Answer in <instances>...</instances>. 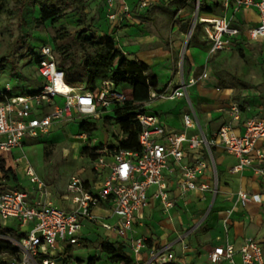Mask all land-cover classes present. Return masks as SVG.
<instances>
[{"label": "built area", "instance_id": "1", "mask_svg": "<svg viewBox=\"0 0 264 264\" xmlns=\"http://www.w3.org/2000/svg\"><path fill=\"white\" fill-rule=\"evenodd\" d=\"M129 0H105V16L108 30L102 34L113 36L125 23H133V13ZM158 0H139L138 8H148ZM176 0H164L166 5ZM221 6L234 13L255 9L259 22L250 28H241L226 17L200 16L201 1L194 0L195 18L189 30V37L196 25H200L204 39L210 45L209 54L215 55L236 47L239 37L253 43L264 38V0H218ZM181 10L175 18L180 16ZM188 38V37H187ZM37 74L43 79L39 91L23 96H13L7 84L0 88V166L7 159L17 166L26 160V156L13 159L12 150L22 148L25 139H37L41 134L49 133L55 123H69L81 119H97L104 111L129 99L117 87L112 79L101 81L93 91H85L71 86L65 81V72L55 57L54 47L44 45L38 51ZM193 84L181 82L178 86L166 85L163 89H150V102L187 99V88ZM152 109L141 108L136 121L140 126L138 147L134 150L106 147L92 164V174L97 180L87 186L80 174L70 177L64 200L71 208H59L47 199L30 201V192L24 189H12L0 184V220L3 226L10 219L17 221L20 228L30 225V232L22 234L19 241L10 239L18 249L19 260L10 264H60L67 256L70 246H79L82 231L88 223L98 224L112 237L116 235L119 244L124 247L126 256L134 257L133 264L176 263L175 255L169 244L152 247L146 236L128 237L132 232L134 215L147 206V190L157 186V197L166 209L173 207L167 200L166 184L163 172L171 171L170 161L180 166V189L183 194L200 189L218 192V174L213 157V147L219 146L224 152L234 156L237 164L231 172L234 174L252 169L255 174L264 177V118L254 117L244 124V132L237 133L230 126H223L209 138L201 129L193 112L183 116L186 130L196 133L188 136L186 132L174 133L166 130ZM234 121L240 120V113L232 109ZM80 135L79 138L83 137ZM262 146L259 147L258 145ZM203 149L208 161L195 158L192 164H183L191 151ZM110 154V156L108 155ZM25 174L30 182L43 195L47 192L45 183L28 165ZM208 171L213 173L215 187L207 184L197 185L198 179ZM107 174L103 180L99 177ZM239 202L246 206L249 202L264 205V195H248L240 190ZM107 204L115 224L101 222L93 214V209ZM189 233V232H188ZM182 240V238H179ZM236 249L233 245L218 246L209 255L212 264L227 261L234 264ZM242 264H264V248L253 240H247L239 250ZM130 254V255H129ZM147 255V258L144 255ZM1 256L10 257L8 253ZM48 256L50 258H48Z\"/></svg>", "mask_w": 264, "mask_h": 264}, {"label": "rangeland", "instance_id": "2", "mask_svg": "<svg viewBox=\"0 0 264 264\" xmlns=\"http://www.w3.org/2000/svg\"><path fill=\"white\" fill-rule=\"evenodd\" d=\"M193 1L180 0L168 8H155L143 27L130 29L125 33L118 31L114 37L111 36L116 47L125 57L132 59L135 56L144 61L150 60L151 70L156 71L160 79L159 87L170 82L179 85L181 82L188 84L193 81L187 88L185 108L182 103L173 106H176V111L185 109V114L193 112L198 123L204 127L209 125L216 130L220 126L231 125L234 106L240 113L239 124L254 117L264 118V43L248 44L240 50L233 49L210 55L200 34L196 38H192V35L189 37L196 14ZM84 2L85 21L76 11L70 9L58 22L49 21L40 25L39 9L30 2H25L18 8L15 0H0V88L9 84L13 96L39 91L43 79L37 74L38 51L44 45L50 44L55 48L57 62L65 72L72 64L78 67L69 74L76 82L74 87L90 91L88 75L80 65L84 58H94L97 50L88 46L84 39L91 34L100 33L101 27L107 26V20L100 11V0ZM205 7L214 10L210 1L206 2ZM179 10L180 16H183L189 26L186 24L180 27L178 32L175 25H180L181 20H177L175 16ZM202 12L206 13L205 10ZM58 47L61 48L60 51L57 50ZM151 52L155 55L152 58L149 57ZM120 90L129 100L134 99L133 90L128 86H121ZM136 93L140 94V91ZM149 97L147 91L145 98L135 104H141L145 110L165 104H151L146 108ZM84 122L91 124V133H84L79 138L82 135L80 124ZM122 128L123 125L115 118L113 109L104 111L97 119L55 123L49 133L41 134L37 139H25L22 148L12 150L14 158L26 156V160L18 165L19 172L13 175L17 181L12 182L28 192L36 190L24 173L28 161V165L46 185L47 192L43 194V198L56 200V206L63 208L59 204L64 202L63 197L72 175L80 174L85 184L90 186L95 181L91 171L92 164L100 156L108 157L102 153L104 148L114 152L123 142H131L133 137ZM106 175L99 179L103 180ZM10 180L9 177V183ZM210 212L211 208L203 211L201 222ZM1 223L0 220V225L3 226ZM6 225L19 234L32 229L30 225L20 228L14 219L8 220ZM83 233L85 240L79 246H70L66 258L60 264H86L91 257L100 258L97 264H113L100 250L104 230H84ZM144 234L149 236L146 232ZM4 239L11 241L9 237ZM13 261V257L0 256V264H10Z\"/></svg>", "mask_w": 264, "mask_h": 264}, {"label": "crops", "instance_id": "3", "mask_svg": "<svg viewBox=\"0 0 264 264\" xmlns=\"http://www.w3.org/2000/svg\"><path fill=\"white\" fill-rule=\"evenodd\" d=\"M138 1L139 0L128 1L132 9L134 22L123 24L119 29L120 33L143 27L145 20L148 19L150 13L155 8H168L180 0H176L170 5H166L163 2L164 0H158L148 8H138ZM189 1L190 0H188V2ZM208 1L214 5L213 12L209 14L210 17H226L227 19H233V23L241 28L254 27L259 22L258 13L255 9L234 13L232 8L225 10L218 0H207V2ZM100 3V11L102 14H105V0H100ZM177 20H181V23L180 25H175L176 31L179 32L180 27L186 26V24L189 26V23L183 20V16H178ZM107 30L108 27L103 26L100 29V33H95H97V35H102L103 32ZM181 34L183 35V33ZM199 34L202 36V40L209 52L210 45L208 41L204 39V34L201 29L198 35ZM236 42L237 45L234 49L240 50L248 44L264 43V38L260 41L251 43L245 38L239 37ZM154 56L153 52L149 55L150 58ZM126 58L130 61L142 62L150 67V60L144 61L142 58H137L135 56H133L132 59L129 56H126ZM151 72L157 75L156 71L151 70ZM158 80L160 82L159 78ZM168 84L178 86V84H173V82ZM160 87L158 90L163 89L165 86ZM156 103H165L157 106V108H151V111L159 117L160 122L165 126L167 131L174 133L186 132L188 136L196 133L194 129L186 130L183 125L185 109L180 112V109L176 111V106H173L174 104L182 103L185 108L184 99L167 102L155 100L151 104L155 105ZM219 110H217V113H219ZM239 123H241L240 120H233L231 125L224 126H230L237 133L242 134L244 132L243 124ZM200 127L209 138H212V135L223 126H220L216 130L211 129L209 125L206 127L200 125ZM258 146L261 147L262 145L259 144ZM198 157H202L205 161H208L206 152L201 149L191 151L189 157L183 161V164L190 165L194 159ZM213 157L218 174V192L216 195L213 194L211 189L205 191L197 189L183 194L179 186L181 182L180 166L170 161L171 171L165 170L163 175L166 184L165 192L167 194V200L172 202L173 207L166 209L161 199L157 197V186H151L147 190V206L134 215L132 220V232L129 233L128 237L146 236L149 239V245L152 247H160L166 244L171 245L176 258V264H212L209 260V255L213 249L228 244L233 245L237 251L234 257V264H242L239 250L247 240H253L264 248V205L251 201L246 206H243L239 202L237 196L240 190L246 192L250 196L264 195V177L255 174L252 169H246L237 174L232 173L231 169L237 164V159L224 152L219 146L213 147ZM13 159H15L14 156ZM1 166L3 169L0 168V184L7 188L22 189L21 186L12 182L14 181L13 175L19 172L20 167L14 164L10 159H7ZM6 171L11 172L6 175ZM9 177L11 178L10 183L8 182ZM202 184H207L209 188H213L214 177L211 171H208L198 179L197 185L201 186ZM35 189L36 192H30L31 202L47 199L54 205L58 203L56 200L53 201L49 197L43 198L41 192H39L36 187ZM59 205L67 209L72 206L67 200H64V202H61ZM208 208H211V212L201 222L202 218L200 219V217L203 211ZM93 214L99 217L101 222L115 224L117 221V218L111 216L107 204L94 208ZM199 222L201 223L199 224ZM99 228L101 227L98 224L88 223L83 231H98ZM83 231L82 240H85ZM145 232L148 233L149 236L145 235ZM104 233L102 242L120 243L116 235L109 238L105 231ZM179 238H182V240ZM144 257L147 258V255L145 254ZM220 264L230 263L222 261Z\"/></svg>", "mask_w": 264, "mask_h": 264}, {"label": "trees", "instance_id": "4", "mask_svg": "<svg viewBox=\"0 0 264 264\" xmlns=\"http://www.w3.org/2000/svg\"><path fill=\"white\" fill-rule=\"evenodd\" d=\"M201 1V10H205L206 13H203L200 10V16H208L213 12L212 8H206L205 4L207 0ZM25 2H30L33 7H37L40 12L39 24L43 25L46 22L56 23L61 20L64 14L72 9L80 15L81 19L85 21V2L84 0H15L16 6L22 7ZM205 8V9H204ZM200 30V25L197 24L195 31L192 34V38H196ZM82 37V36H81ZM84 42L92 47L96 48L97 55L94 58L86 57L83 59L82 67L85 73L88 75V84H90V91H93L101 81L105 79H112L117 87L128 86L133 90L134 99L128 100L122 104H116L110 109H113L115 118L119 119L123 125V131L129 136H132V140H127L122 143L121 147L117 149L123 150H134L138 147V135L140 132V126L136 121V115L138 111L142 108L141 104L136 102L140 99L145 98L147 91L150 95V89L158 91L159 80L158 76L151 72L150 67L146 64L138 61L128 60L123 53L116 47V42L111 36H97L96 34H91L90 37L85 38ZM57 50H61L60 47ZM55 51V48H54ZM62 68V67H61ZM77 66L72 64L65 74V81L67 84L74 86L76 83L75 80L69 77L71 72L77 70ZM98 83H96V81ZM140 91V94L136 91ZM91 124L84 122L80 124V130L82 134H90L91 130L89 127ZM1 169L2 166H0ZM11 171H6L5 174H9ZM14 181H17L16 177L13 178ZM95 181L97 178L94 176ZM94 181V182H95ZM10 238L14 241H19L22 237V234H19L17 231L10 229L6 226L0 225V256L4 253H8L10 257H13L14 260H19L18 249L9 241L4 238ZM100 250L102 253H105L112 261L113 264L123 263V264H133L134 259L128 257L125 254L124 247L121 244L109 243L103 241L100 244ZM100 258L91 257L87 260L86 264H97ZM4 264H8L7 262ZM165 264H176V263H165Z\"/></svg>", "mask_w": 264, "mask_h": 264}]
</instances>
